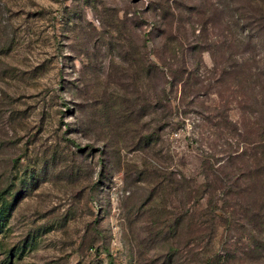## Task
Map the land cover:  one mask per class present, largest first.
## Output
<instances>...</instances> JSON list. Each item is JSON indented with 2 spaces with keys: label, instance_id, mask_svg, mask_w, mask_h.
<instances>
[{
  "label": "rangeland",
  "instance_id": "obj_1",
  "mask_svg": "<svg viewBox=\"0 0 264 264\" xmlns=\"http://www.w3.org/2000/svg\"><path fill=\"white\" fill-rule=\"evenodd\" d=\"M260 12L0 0V264H257L222 225L193 251L188 191L234 156L229 205L262 198Z\"/></svg>",
  "mask_w": 264,
  "mask_h": 264
},
{
  "label": "trees",
  "instance_id": "obj_2",
  "mask_svg": "<svg viewBox=\"0 0 264 264\" xmlns=\"http://www.w3.org/2000/svg\"><path fill=\"white\" fill-rule=\"evenodd\" d=\"M242 1L246 4L248 2L251 4L264 2V0ZM259 14L264 18V12ZM245 19L247 20V17ZM259 23H261V20H257L250 25L254 28L253 30L257 31L259 37L263 38ZM261 46L264 47V40ZM184 84L185 87L188 86L190 78H187ZM162 95H165V92ZM183 113L185 114L186 112ZM202 119L207 122L209 118L204 117ZM254 145L257 146L256 148L264 149V138L254 142ZM232 157L234 156L226 159L225 163H223V165L225 164L224 166H221V164L213 171L209 168L210 161L208 160L204 165L209 169L211 177L210 174L207 175L205 173V180L202 183L193 181L191 184V188L188 191L189 205L192 207L191 213L189 212L190 219L188 220L191 245L194 248V252L200 245H212L217 226L222 225L226 227L225 229L229 233L231 231L238 232L237 234L244 246L243 252L247 257L255 255V259H252L256 260L257 264H264V190L262 198L255 202L248 201L246 208L240 203V200V204H234V207L229 205L230 201H233L235 197L249 194L248 190H244V192L240 190L241 183H244L242 179L246 178L226 171L229 164L232 165L231 160H234ZM257 175L264 180V173H257ZM218 190L223 193V199H219L216 196ZM206 197H208L206 207L201 212L202 207L200 204ZM238 208L240 209L239 212L237 211ZM207 234H212L213 236H207Z\"/></svg>",
  "mask_w": 264,
  "mask_h": 264
}]
</instances>
